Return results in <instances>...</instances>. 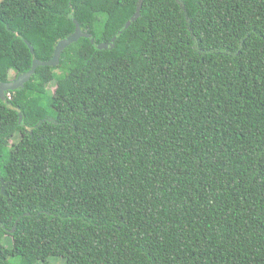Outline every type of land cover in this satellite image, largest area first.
Wrapping results in <instances>:
<instances>
[{
    "label": "trees",
    "instance_id": "1",
    "mask_svg": "<svg viewBox=\"0 0 264 264\" xmlns=\"http://www.w3.org/2000/svg\"><path fill=\"white\" fill-rule=\"evenodd\" d=\"M137 4L0 1V84L93 39L0 101V264H264V0Z\"/></svg>",
    "mask_w": 264,
    "mask_h": 264
},
{
    "label": "water",
    "instance_id": "2",
    "mask_svg": "<svg viewBox=\"0 0 264 264\" xmlns=\"http://www.w3.org/2000/svg\"><path fill=\"white\" fill-rule=\"evenodd\" d=\"M142 0H138V4L136 7V11L131 19L126 23L124 29H127L132 23H134L140 16ZM81 38H87L91 42H93L92 37L84 34L80 27L76 24V30L72 36L66 38L65 40L58 43L55 48V52L53 54V58L48 62H40L38 60H34L32 67L29 72L19 75L14 81H10L8 83H1L0 84V101L6 102L8 93L12 91H17L19 89L24 88L25 84L28 83L31 77L34 75L35 71L39 67H56L58 65L60 56L62 52L71 46L72 44L76 43ZM116 37L111 40L110 44H101L97 48L98 50H107L108 48H112ZM30 48L31 53L33 52L32 48Z\"/></svg>",
    "mask_w": 264,
    "mask_h": 264
},
{
    "label": "rangeland",
    "instance_id": "3",
    "mask_svg": "<svg viewBox=\"0 0 264 264\" xmlns=\"http://www.w3.org/2000/svg\"><path fill=\"white\" fill-rule=\"evenodd\" d=\"M1 1V0H0ZM10 77L11 78H13L14 77V75L12 74V73H10ZM48 90H50V92H53L54 91V88H53V86H51V87H49V89Z\"/></svg>",
    "mask_w": 264,
    "mask_h": 264
},
{
    "label": "flooded vegetation",
    "instance_id": "4",
    "mask_svg": "<svg viewBox=\"0 0 264 264\" xmlns=\"http://www.w3.org/2000/svg\"><path fill=\"white\" fill-rule=\"evenodd\" d=\"M14 80H15V77L11 78L10 75H9V81H14ZM8 97H9V94L7 95V99H8ZM4 103H7V100Z\"/></svg>",
    "mask_w": 264,
    "mask_h": 264
}]
</instances>
